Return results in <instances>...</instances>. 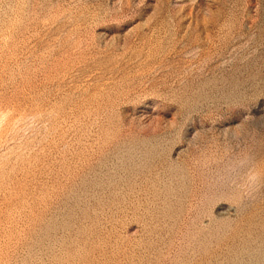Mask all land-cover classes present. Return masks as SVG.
Instances as JSON below:
<instances>
[{
    "label": "rangeland",
    "instance_id": "1",
    "mask_svg": "<svg viewBox=\"0 0 264 264\" xmlns=\"http://www.w3.org/2000/svg\"><path fill=\"white\" fill-rule=\"evenodd\" d=\"M0 264H264V0H0Z\"/></svg>",
    "mask_w": 264,
    "mask_h": 264
}]
</instances>
